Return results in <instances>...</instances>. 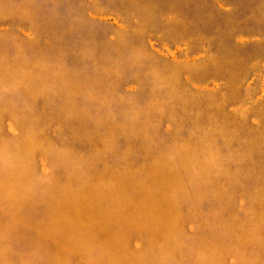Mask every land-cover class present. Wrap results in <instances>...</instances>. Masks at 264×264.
<instances>
[{"label": "rangeland", "instance_id": "1", "mask_svg": "<svg viewBox=\"0 0 264 264\" xmlns=\"http://www.w3.org/2000/svg\"><path fill=\"white\" fill-rule=\"evenodd\" d=\"M0 264H264V0H0Z\"/></svg>", "mask_w": 264, "mask_h": 264}]
</instances>
